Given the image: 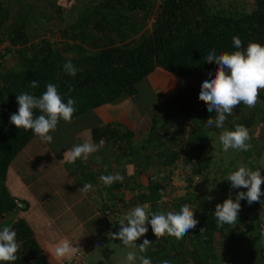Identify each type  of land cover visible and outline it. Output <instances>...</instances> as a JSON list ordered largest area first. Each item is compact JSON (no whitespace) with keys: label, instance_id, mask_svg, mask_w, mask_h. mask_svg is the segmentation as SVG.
Segmentation results:
<instances>
[{"label":"trees","instance_id":"16d2710c","mask_svg":"<svg viewBox=\"0 0 264 264\" xmlns=\"http://www.w3.org/2000/svg\"><path fill=\"white\" fill-rule=\"evenodd\" d=\"M64 1L0 0V224L9 213L29 207L27 202L24 208L19 206L7 185L11 162L36 136L10 122L11 115L18 112L19 94L40 97L49 83L55 84L65 103L69 97L76 101L74 120L101 105L134 98L139 83L157 67L205 81L218 65L204 58L213 49L217 54L235 51L234 36L241 38V50L250 42L264 44V0H250V11L239 12L212 0H80L73 18ZM69 60L78 69L75 77L64 71ZM31 81H38L39 86L32 88ZM200 84L187 93L189 98L184 94L192 101L187 108L178 109V117L169 110L166 124H160L162 119L153 114L161 110L160 105L151 109L150 135L158 142L159 160H164L150 178L148 191L133 202H160L166 213L187 204L199 223L181 239L167 235L157 239L147 225L153 241L140 253L152 264L164 259L171 264H264V204L241 200L245 211H239L236 224L218 228L214 212L226 199L216 201L190 189L183 197H169L168 193L175 194L183 187L173 184L177 171L185 178V188L192 187L205 177L212 162L208 133L220 129L205 126L207 119H215L217 114L209 112L199 99ZM180 94L177 101H181ZM194 108L201 115L192 118ZM257 109L264 121V90L254 108L241 103L227 115L229 130L243 125L252 136ZM64 123L61 119L58 125ZM93 129L97 144L103 139L113 146L115 155L122 156L117 158L132 161L136 148L133 132L119 123L103 124L100 120ZM153 149L148 151L153 153ZM258 154L264 155V145ZM90 178L94 179L92 172ZM9 227L17 233L18 259L0 264H59L49 257L25 218L16 217ZM245 245L251 250L249 256L242 253Z\"/></svg>","mask_w":264,"mask_h":264},{"label":"crops","instance_id":"0c3cea01","mask_svg":"<svg viewBox=\"0 0 264 264\" xmlns=\"http://www.w3.org/2000/svg\"><path fill=\"white\" fill-rule=\"evenodd\" d=\"M147 79L148 87L157 95H161L164 102L177 99L176 97L182 92L181 101H177V105L171 102L160 105L159 100L161 110L158 109L160 111L157 112H153L148 107L143 110L137 109L133 97L101 105L72 120L71 123L58 125L57 129L50 133L53 136L51 143L41 141L36 135L11 162L7 174V185L11 194L25 205L27 202L29 207L25 211L17 209L10 224L16 217L25 218L54 262L62 264L68 260V258L59 259L54 255L55 247L60 241H67L72 246L71 255L76 250L83 249L81 245L95 248L94 243L98 240H103L104 243L101 246L114 247L115 252L121 250L122 246L127 248L120 239L114 240L108 233L119 230L122 227L119 220L136 206L145 207L149 216L154 212L165 211L166 213L167 209L160 202L133 204L137 197L148 191L150 178L156 175L158 164L164 160L163 158L159 160L158 142L150 135L152 118L149 114L153 112L157 119H162L160 124L161 122L166 124L165 119L170 117L168 112L172 111L173 116L178 117V109L183 105L187 108L188 103L192 101L188 100L187 93L196 88V84L202 85L204 81L176 76L162 67H157ZM184 94H187L188 98ZM158 104L152 109L157 108ZM196 112L194 108L192 118L194 114L197 115L196 117L201 115ZM248 112L249 109L245 110L244 115L246 116ZM262 116L259 109L255 110L254 127L259 124L264 125ZM96 120H100L103 124L119 123L134 133L136 148L131 162H128L129 159L125 157L117 158L119 154L115 155L113 146L106 143L87 161L78 159L75 163L67 162L65 152L74 145L86 141L99 145L95 142L93 131ZM208 136L207 144L211 140V132ZM149 147H154L153 153L148 151ZM208 147L211 149L209 144ZM97 156L100 157L99 160L96 159ZM152 163L155 166L154 169ZM105 166L110 168L109 174L123 175V182H116L112 186L104 185L99 178L101 175H107ZM91 172L94 176L93 180L90 178ZM198 179L195 185L187 188L179 181L178 184L173 183L176 188L178 186L184 188L176 189L175 194L168 193L169 197H183L189 189L193 193L198 190L197 193L206 196L203 188L196 186L198 182L201 183L203 177ZM85 184H91L92 189L83 191ZM171 190L172 188L169 189L170 192ZM165 200H167L166 197ZM0 226L2 229L5 224ZM152 235L151 231L147 232L145 236L138 239L137 245L143 243L144 239L153 241L154 235Z\"/></svg>","mask_w":264,"mask_h":264},{"label":"clouds","instance_id":"9594fccd","mask_svg":"<svg viewBox=\"0 0 264 264\" xmlns=\"http://www.w3.org/2000/svg\"><path fill=\"white\" fill-rule=\"evenodd\" d=\"M233 44L235 51H224L217 54L215 49L211 50L206 58V62H215L218 67L214 74L210 73V78L202 83L199 99L204 101L209 112H215L216 118H208L206 127L223 128L227 115H231L233 109L243 103L249 108H254L260 100V92L264 90V44L259 42H250L246 50L242 49V40L239 36H234ZM64 71L75 77L78 69L71 62L64 64ZM38 81H31V87L37 88ZM71 91V89L69 90ZM18 112L10 117V122L17 128L32 130L41 141L51 143L53 136L50 134L57 129L59 121L71 123L76 101L69 97L67 103L64 102L58 92L55 84L49 83L46 91L40 97L21 93L17 96ZM41 114L36 115V111ZM252 136L247 127L237 125L234 130H224L219 141L224 151L235 149L238 151H249L252 148ZM105 141L100 140L99 145L91 142H84L74 145L65 152L67 162L75 163L78 159L87 161L89 157L103 147ZM100 159L99 156L96 157ZM107 171V166H105ZM100 181L106 186H112L116 182L122 183L123 175L109 174L101 175ZM155 179V178H154ZM231 182L232 188H245L246 192L240 191L236 198L229 197L223 203L217 204L214 216L217 219V227H223L225 224L235 225L239 219L241 210L240 201L247 199L251 205L254 202L261 201L264 195L262 185H264V175L261 170L240 166L237 170L229 173L226 177ZM91 184H85L83 191L92 189ZM150 223L151 229L157 239L164 236H173L176 239L183 238L191 229H194L199 221L194 216L193 209L185 204L179 211L154 212L149 216L143 206H136L128 211L124 218L119 220L122 226L118 233L109 232L112 239L119 238L122 244L129 248H137L139 238L145 236L148 232L147 225ZM201 228L200 231H203ZM17 233L9 226H4L0 230V262H14L18 259L17 252L20 248L17 242ZM152 242L144 239L139 243L138 248L141 253L146 252ZM72 253V246L67 241H60L55 247L54 255L59 259L69 258ZM128 264H152L151 259L136 252L129 251L126 256ZM161 264H171V261L164 259Z\"/></svg>","mask_w":264,"mask_h":264},{"label":"rangeland","instance_id":"374dc122","mask_svg":"<svg viewBox=\"0 0 264 264\" xmlns=\"http://www.w3.org/2000/svg\"><path fill=\"white\" fill-rule=\"evenodd\" d=\"M84 1L85 0H83V2ZM212 1L215 3L218 2L219 4H222L230 10L232 9L238 12L241 10L250 11V0ZM64 2L67 4V12L70 17H76L75 13L80 8L82 2L80 0H65ZM41 36V34H38L37 37ZM8 61L9 63H12V60L9 59ZM215 72L216 71H213L212 74H214ZM147 80L148 79L145 78L138 85L139 93H137L134 97V103L136 104L137 109L143 110V108L146 109V107H148L151 110L158 104L159 100L160 105L163 103L164 105H167L170 102L173 103V105L178 104L176 99L166 100L164 102L161 95H157L150 87H148L149 83L147 82ZM155 111L159 110L156 109ZM224 130H229L226 120L224 122L223 128H221L220 131L211 132V140L208 144L213 150H211L212 162L208 169V173L205 175V177H203L201 183L198 182V184L196 185L203 188L202 190L207 197H209L210 199H215L216 201L227 199L229 197L235 199L240 191H247V189L245 188H232L231 182L226 179L229 173L237 170L240 166H245L251 168L252 170H256L257 168H259L261 170V174L264 175V155L258 154V149L264 145V125L259 124L255 128H250V130L252 131V148L246 152L238 151L235 149L224 151L222 148V144L219 141V136ZM174 183L178 184V181H174ZM204 185H206V187H204ZM262 190H264V185H262ZM261 201H264V195L261 196ZM18 202H20L19 199ZM256 213H260L259 210L256 211ZM14 217L15 213H9L6 218L3 219L2 225H10L11 219H13ZM81 246L85 250L87 264H128L126 260L127 253L133 250V252H136L138 257L140 256L138 245L137 248H132V250H129L130 248L127 246V248L122 246L121 250H117L116 252L115 248L110 247L109 245H103L97 248L83 245ZM247 246L249 245H245L242 248V253L243 255L249 256L251 250ZM63 263L64 262H62V264ZM136 264H139V260L136 261Z\"/></svg>","mask_w":264,"mask_h":264},{"label":"built area","instance_id":"2783aa9c","mask_svg":"<svg viewBox=\"0 0 264 264\" xmlns=\"http://www.w3.org/2000/svg\"><path fill=\"white\" fill-rule=\"evenodd\" d=\"M177 172H176V175L173 177V181H179V183L184 184L185 178L181 174L177 175ZM241 211H245V209L242 208ZM148 225H150V223ZM119 230H117L115 233H118ZM114 240H119V238H116ZM103 243H104L103 240H98V241H95L94 246L100 247ZM63 264H87V258H86L85 250L84 249L76 250L70 256V259L68 258V260L66 262H64Z\"/></svg>","mask_w":264,"mask_h":264},{"label":"water","instance_id":"95a60500","mask_svg":"<svg viewBox=\"0 0 264 264\" xmlns=\"http://www.w3.org/2000/svg\"><path fill=\"white\" fill-rule=\"evenodd\" d=\"M18 204H19V206H21V207H25L26 205L24 204V203H22V202H18Z\"/></svg>","mask_w":264,"mask_h":264}]
</instances>
